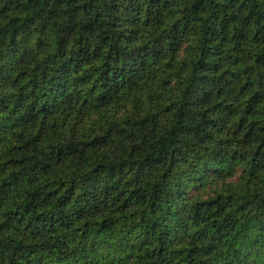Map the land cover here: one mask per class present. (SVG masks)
Here are the masks:
<instances>
[{
  "label": "trees",
  "instance_id": "1",
  "mask_svg": "<svg viewBox=\"0 0 264 264\" xmlns=\"http://www.w3.org/2000/svg\"><path fill=\"white\" fill-rule=\"evenodd\" d=\"M0 264H264V0H0Z\"/></svg>",
  "mask_w": 264,
  "mask_h": 264
}]
</instances>
